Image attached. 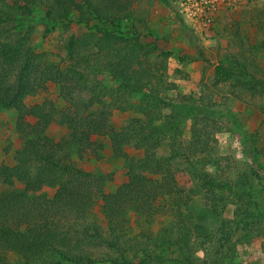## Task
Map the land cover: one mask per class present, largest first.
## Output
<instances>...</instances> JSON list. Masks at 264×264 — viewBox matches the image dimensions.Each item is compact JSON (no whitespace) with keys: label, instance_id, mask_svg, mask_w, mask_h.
Instances as JSON below:
<instances>
[{"label":"trees","instance_id":"16d2710c","mask_svg":"<svg viewBox=\"0 0 264 264\" xmlns=\"http://www.w3.org/2000/svg\"><path fill=\"white\" fill-rule=\"evenodd\" d=\"M10 1L0 0V108L16 111L15 131L22 145L15 152L13 166L0 174L7 185L0 191V264H11V258H17L19 264H98L86 246L101 243L119 252L122 236L118 232L128 211L148 218L163 207L169 209L170 198L182 201L171 169L180 156V145L164 144L167 139L175 140V134L180 136L179 125L164 122L156 126L152 117L153 108L159 112L162 104L173 109V103L147 94L145 88L157 86L154 79L159 85L163 83V66L146 63L142 60L146 56L137 50L140 46L155 54L158 47L143 43L135 26L133 37L121 35V23L134 17L131 0H16L9 5ZM74 13L77 24L90 28L67 39L62 62H48L44 54L35 53L28 44L33 26L42 25L49 31L68 23ZM21 21L28 25L25 32L19 29L24 25ZM226 67L217 72L221 81L234 76L239 79L236 90L242 93L247 90L253 95L264 90V68L256 63L237 59ZM47 84L58 87L69 109L59 110L46 101L26 104ZM135 96L145 98L146 117L116 131L109 120L113 108L119 102L128 105ZM184 110L183 119L193 115L189 106ZM57 115L68 131L59 140L47 134ZM94 135L108 138L115 156L121 154L128 161L127 180L113 192H106L96 183L98 179L81 171L73 161H81L87 151L95 154L102 147L94 142ZM195 136L193 133L192 138ZM194 141L199 143L198 138ZM162 147L170 150L166 158L157 152ZM126 148L130 150L126 152ZM138 154L142 156L136 157ZM203 174L200 180L206 190L220 188ZM44 188L54 189V194H40ZM97 200L108 226L107 235L100 233L94 221L88 222ZM159 200L167 203L159 206ZM222 204V199L209 193V212L217 219L222 218ZM180 211V205H175L174 212ZM177 264L194 262L186 256Z\"/></svg>","mask_w":264,"mask_h":264},{"label":"rangeland","instance_id":"374dc122","mask_svg":"<svg viewBox=\"0 0 264 264\" xmlns=\"http://www.w3.org/2000/svg\"><path fill=\"white\" fill-rule=\"evenodd\" d=\"M131 1L134 17L121 23L120 33L125 38L133 37L135 33L131 29L135 26L143 43L150 48L158 47L155 54L140 46L137 50L146 56L142 59L146 63L163 66V83L159 85L154 79L157 86L145 88L147 94H157L173 103V109L162 104L159 112L153 108L152 117L156 126L164 122L179 125L180 136L175 134V140L167 139L164 144L180 145L177 147L180 156L172 162L171 169L177 188L182 191V201L174 196L169 200L172 201L169 209L163 207V211L148 218L128 211L126 222L118 232L122 236L119 252L101 243L87 245L86 250L94 260H99L98 264H177L186 256L194 264H264V90L253 95L247 90L242 93L236 90L237 77L221 81L217 75L220 67L227 68L237 59L264 68V0L222 14L210 30L201 34L178 18L175 0ZM38 14H34L35 18ZM76 17L74 13L68 23L49 31L42 25L33 26L28 44L35 53L44 54V60L62 62L67 39L78 37L90 28L77 24ZM21 23L24 25L19 29L25 32L28 25L25 21ZM160 52L167 53V57L157 56ZM105 77L101 79L106 81ZM45 101L59 110L69 109L53 84L41 86L26 104ZM117 105L109 119L116 131L133 125L136 119H144L148 113L146 100L140 96L130 98L128 105L120 102ZM187 106L193 115L183 119ZM16 115L14 109L0 108V174L13 166L15 152L22 145L15 131ZM54 120L47 134L59 140L68 131L60 116ZM193 133L199 143L192 138ZM96 136H92L94 142L102 147L95 154L87 151L81 161H73L81 171L98 179L95 182L106 192H113L127 180L128 161L121 154L115 156L108 138ZM162 148L157 151L160 156L166 158L171 154L169 149ZM203 173L214 183L218 182L220 188L206 190L200 180ZM6 187L0 178V191ZM15 187L22 188L20 184ZM210 192L223 200L219 207L221 219L209 212ZM39 193L51 197L54 189L44 188ZM158 202L159 206L167 203ZM99 204L97 200L88 222L94 221L100 233L107 235L108 226L99 212ZM172 204H179L181 211L175 213ZM248 214L253 217L249 218ZM11 259V264L20 262Z\"/></svg>","mask_w":264,"mask_h":264},{"label":"built area","instance_id":"2783aa9c","mask_svg":"<svg viewBox=\"0 0 264 264\" xmlns=\"http://www.w3.org/2000/svg\"><path fill=\"white\" fill-rule=\"evenodd\" d=\"M263 0H175L178 18L198 34L210 30L218 17L230 11L259 4Z\"/></svg>","mask_w":264,"mask_h":264},{"label":"clouds","instance_id":"9594fccd","mask_svg":"<svg viewBox=\"0 0 264 264\" xmlns=\"http://www.w3.org/2000/svg\"><path fill=\"white\" fill-rule=\"evenodd\" d=\"M198 255H201L202 256L203 254L202 253H198Z\"/></svg>","mask_w":264,"mask_h":264},{"label":"crops","instance_id":"0c3cea01","mask_svg":"<svg viewBox=\"0 0 264 264\" xmlns=\"http://www.w3.org/2000/svg\"><path fill=\"white\" fill-rule=\"evenodd\" d=\"M134 7V6H133ZM134 9V8H133Z\"/></svg>","mask_w":264,"mask_h":264}]
</instances>
